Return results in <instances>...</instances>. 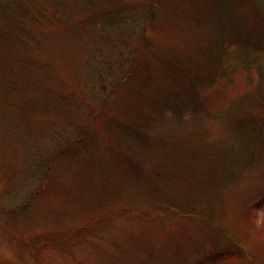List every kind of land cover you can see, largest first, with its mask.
Segmentation results:
<instances>
[{"label": "rangeland", "instance_id": "1", "mask_svg": "<svg viewBox=\"0 0 264 264\" xmlns=\"http://www.w3.org/2000/svg\"><path fill=\"white\" fill-rule=\"evenodd\" d=\"M9 18L0 264H264V0H17Z\"/></svg>", "mask_w": 264, "mask_h": 264}, {"label": "trees", "instance_id": "2", "mask_svg": "<svg viewBox=\"0 0 264 264\" xmlns=\"http://www.w3.org/2000/svg\"><path fill=\"white\" fill-rule=\"evenodd\" d=\"M13 2H14V5H15V2H17V0H11L10 3H9L11 8L8 9L9 6L6 5L7 7L6 6L3 7V11H1V13H0V15L3 16L4 21H5V22H1L2 18L0 17V44L1 45H6V44L9 45V44H11L13 42L18 43V41H19V37L18 36H19L20 32H22V29L20 27V23L19 22H17L16 20H12V21L8 20V19H10L9 16H10L11 10H13ZM5 10H7L8 16H7ZM249 40H250V38H249ZM249 40H248V42L246 44L249 43ZM12 62H14V60H13V57L11 55H8V54L5 55L3 53H0V67L1 68H4L5 71L8 70V69L10 70V68L12 66ZM231 68H232V66H231ZM189 77L191 78V82H193L192 84L194 86H199V87L202 86L203 83L200 84V79L198 77L193 78V79H192V76H189ZM161 97H162V99L164 101H167V102H169L168 99H170V98L173 99V100L175 99L172 94H170V96L167 95V94L163 96V93H162ZM170 199H173V198L170 197ZM163 200H165V199H163ZM164 205L169 206L170 209H173L174 207H176L174 204L169 203L166 200L164 202ZM166 206H163V208L166 207ZM80 227L84 228L86 226H80ZM76 230H77V228L72 231V236L71 237L75 236L73 233L76 232Z\"/></svg>", "mask_w": 264, "mask_h": 264}]
</instances>
